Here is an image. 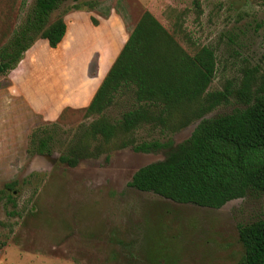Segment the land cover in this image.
I'll use <instances>...</instances> for the list:
<instances>
[{"label":"rangeland","instance_id":"obj_1","mask_svg":"<svg viewBox=\"0 0 264 264\" xmlns=\"http://www.w3.org/2000/svg\"><path fill=\"white\" fill-rule=\"evenodd\" d=\"M20 1L0 0V46L33 0H22L23 6ZM143 12L188 54L201 46L213 49L216 70L207 93L236 89L245 70L253 72L254 87L264 76V0H65L50 21L61 16L69 24L70 14L83 13L96 26L114 15L129 34ZM77 32L85 38L89 33ZM78 44L65 37L50 49L37 39L16 67L0 76V264H236L243 255L237 227L264 220L263 196L248 194L214 210L177 204L127 183L138 168L184 144L200 119L241 105L228 98L172 131L139 125L97 150V141L88 140L91 156L73 168L58 164L96 118L59 99L73 82L67 73L84 50ZM135 106L124 93L103 115L114 121ZM35 130L51 136L49 155L28 151ZM152 141L169 144L149 153L132 150ZM5 184H14L12 191Z\"/></svg>","mask_w":264,"mask_h":264},{"label":"trees","instance_id":"obj_2","mask_svg":"<svg viewBox=\"0 0 264 264\" xmlns=\"http://www.w3.org/2000/svg\"><path fill=\"white\" fill-rule=\"evenodd\" d=\"M63 1H32L21 23L0 46V76L13 70L37 39L50 49L60 43L65 32L63 19L50 21V16ZM23 4L21 0L20 6ZM91 23L95 25L94 20ZM215 70L211 47L201 46L188 54L173 34L143 12L84 109L86 117L96 118L57 163L73 168L79 159L91 156L88 140L97 141V150L139 125L158 124L176 130L232 98L241 108L200 119L184 144L161 161L138 168L127 187L177 204L214 210L248 194L264 197V76L254 87L253 72L245 70L236 89L224 86L207 93ZM124 93L133 97L136 106L114 121L104 116L115 97ZM50 142L48 133L37 135L35 130L28 151L49 155ZM168 144L152 141L132 150L149 153ZM13 185L3 187L12 191ZM10 197L6 199L12 202ZM237 237L243 255L236 264H264V220L239 225Z\"/></svg>","mask_w":264,"mask_h":264},{"label":"crops","instance_id":"obj_3","mask_svg":"<svg viewBox=\"0 0 264 264\" xmlns=\"http://www.w3.org/2000/svg\"><path fill=\"white\" fill-rule=\"evenodd\" d=\"M69 21V24L64 21L63 38L67 37L70 41L78 39L79 48L84 50L77 53L78 57L72 58L69 66L72 74L67 73V75H70L68 80L73 82L71 86H68L66 94L60 96L59 99L66 107L81 109L86 108L89 104L94 92L125 43L128 33L120 28L114 15L109 16L107 20L98 21L96 26H93L83 13L70 14ZM81 29L89 32L86 38L83 36L84 34L77 32ZM77 34L78 37H76ZM91 63H93V70L89 73ZM73 84L74 86H72Z\"/></svg>","mask_w":264,"mask_h":264}]
</instances>
